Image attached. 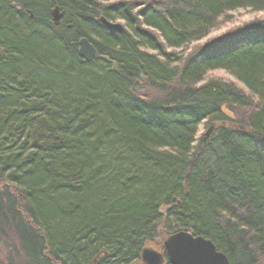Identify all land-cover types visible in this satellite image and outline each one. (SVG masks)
<instances>
[{
  "label": "trees",
  "instance_id": "16d2710c",
  "mask_svg": "<svg viewBox=\"0 0 264 264\" xmlns=\"http://www.w3.org/2000/svg\"><path fill=\"white\" fill-rule=\"evenodd\" d=\"M239 10L264 0H0V264H141L163 224L264 264V18L209 40Z\"/></svg>",
  "mask_w": 264,
  "mask_h": 264
},
{
  "label": "water",
  "instance_id": "95a60500",
  "mask_svg": "<svg viewBox=\"0 0 264 264\" xmlns=\"http://www.w3.org/2000/svg\"><path fill=\"white\" fill-rule=\"evenodd\" d=\"M56 22L61 20L62 15L58 10L53 12ZM113 28L123 31L122 26ZM79 54L88 63L97 56L95 46L89 40L79 43ZM214 132L211 127L205 134L209 137ZM170 264H230L225 254L219 252L215 245L203 237H196L186 231L171 235L163 245ZM142 264H165V257L153 248H146L141 254Z\"/></svg>",
  "mask_w": 264,
  "mask_h": 264
},
{
  "label": "rangeland",
  "instance_id": "374dc122",
  "mask_svg": "<svg viewBox=\"0 0 264 264\" xmlns=\"http://www.w3.org/2000/svg\"><path fill=\"white\" fill-rule=\"evenodd\" d=\"M262 18H264V13H254L251 10H239V11L233 12L229 15L228 19H224V21L220 24L218 29H216L215 31L211 33L209 40L214 39L215 37L221 36L225 34L226 32H228L229 30H232L236 27L243 26L247 23L260 21L262 20ZM206 40L199 43V45L204 44ZM187 53L188 52H186V54ZM215 79L225 81V82L234 81L228 74L222 71H215V72H211L210 74H208L207 80H215ZM211 127H212V122L205 121V123H203L198 130L197 139H200L203 137L205 138V134ZM167 237H168L167 228H166V225L163 224L159 228V235L156 237L155 241L153 243H149L147 247L153 248L157 251H161L163 244L166 241ZM3 246H4V243L0 242V257L1 258L2 256H4L3 252L6 253V250L4 249Z\"/></svg>",
  "mask_w": 264,
  "mask_h": 264
},
{
  "label": "bare ground",
  "instance_id": "6f19581e",
  "mask_svg": "<svg viewBox=\"0 0 264 264\" xmlns=\"http://www.w3.org/2000/svg\"><path fill=\"white\" fill-rule=\"evenodd\" d=\"M56 10H58L59 12H60V14L62 15V13H61V11L59 10V8L58 7H55V8H53L52 9V14H53V12H55ZM62 20H64L63 19V16H62V18H61V20H59L58 22H56V20H55V17L53 16L52 17V22H53V25L56 27V28H58V27H60L61 25H62ZM97 22L99 23V25L101 24V25H103V26H105L108 30H110V31H112V32H119V33H123L124 32V30H125V27H124V25H123V22L121 23V21H110V20H108L107 18H105L104 16H100L99 18H98V20H97ZM99 25H97V30H96V33H98V34H96V37L98 38V40H103L104 38H105V36L104 35H107V33H106V31H103V30H100V29H102L101 27L102 26H99ZM114 26H122V28H123V31H119V30H117V29H115V28H113ZM152 29V31H154V29L153 28H151ZM89 40V38H87V37H82L80 40H79V43L82 41V40ZM90 41V40H89ZM102 42V41H101ZM79 49H80V47H79ZM95 49L97 50V48L95 47ZM168 50H171V48H168ZM79 52V51H78ZM79 56H80V58H82L81 57V55L79 54ZM99 56V51L97 50V56H96V58ZM95 58V59H96ZM103 58V57H102ZM83 59V58H82ZM84 60V59H83ZM104 61H108V57H105L104 56ZM88 63V62H87ZM235 81V80H234ZM237 90L238 89H241V88H239V87H237L236 88ZM244 91H245V89H244ZM239 114H242V110L240 109L239 110ZM227 116L228 114L227 113H224V116ZM240 116V115H239ZM208 121H211L212 119H207ZM207 121V122H208ZM248 121V120H247ZM213 124H215V123H212V127H214V131H215V125H213ZM202 125V124H201ZM200 125V126H201ZM200 126H199V128H200ZM40 230L39 229H37V232H39ZM174 234H176V233H174ZM174 234H172V235H174ZM171 236V235H170ZM148 245V244H147ZM141 264H142V261H141Z\"/></svg>",
  "mask_w": 264,
  "mask_h": 264
}]
</instances>
